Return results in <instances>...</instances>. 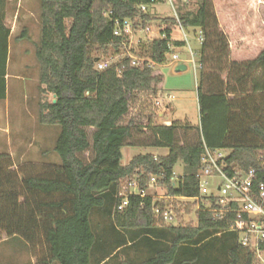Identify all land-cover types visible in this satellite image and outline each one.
Returning <instances> with one entry per match:
<instances>
[{
    "label": "trees",
    "instance_id": "obj_1",
    "mask_svg": "<svg viewBox=\"0 0 264 264\" xmlns=\"http://www.w3.org/2000/svg\"><path fill=\"white\" fill-rule=\"evenodd\" d=\"M39 2L41 38L35 51L39 83L42 92L55 95V102L39 104L38 122L59 126L54 152L60 164L43 175L24 179L27 192L34 196L33 203L26 199L19 207L15 201H9L0 209V226L6 223L7 235L31 240L36 228H41L48 263L112 264L109 260L119 248L143 244L149 252L147 258L114 264H257L252 250L242 247L238 234L230 230L227 220L230 215L212 219V212L201 204L196 210V224L182 225L175 215L178 210L173 207L177 223L166 225L160 221L162 225L157 226L153 206L162 207L164 202L151 195H130L120 212L116 206L121 202L120 182L133 176H137L140 189H146L154 177L170 196L198 197L195 173L200 166L203 143L211 149H229L227 162L234 168L264 167V126L259 120L264 110V51L246 65L244 77L238 79L243 84L246 77H251L250 94L246 90L237 93L229 85L204 90L207 27L213 14L208 0H191L189 3L197 7L194 10H184L189 3H179L177 11L184 30L198 29L202 36L197 80L199 141L179 145L176 132L194 127L187 120H172L169 125L155 123L160 114L155 104L163 81L160 70L147 63L131 66L130 56L97 70L99 59L92 54L108 47L118 50L124 42L128 43L123 36L114 35L116 19L130 20L135 28L150 24L152 18L139 5H149L151 1ZM176 26L174 17L165 18L160 28L165 37L139 42L138 51L132 53L155 65L165 63L167 45ZM9 35L0 13V100L6 96ZM172 43L176 47L184 45L179 40ZM121 65L124 68L118 72ZM253 72L257 75L252 77ZM87 128H93L91 143ZM144 130L151 131L153 136L147 146L167 148V154H138L123 164V146L129 145L126 142L135 132ZM89 149L93 156L85 162L80 154ZM8 157L0 153V161ZM178 161L185 170L174 181L171 177ZM3 198L0 190V202ZM186 204L185 210L190 213L194 204ZM94 210L113 215L109 231L118 235L113 242L98 237L91 219ZM119 228L128 230L129 238L121 237ZM97 249L100 254L95 257Z\"/></svg>",
    "mask_w": 264,
    "mask_h": 264
},
{
    "label": "rangeland",
    "instance_id": "obj_2",
    "mask_svg": "<svg viewBox=\"0 0 264 264\" xmlns=\"http://www.w3.org/2000/svg\"><path fill=\"white\" fill-rule=\"evenodd\" d=\"M208 2L213 19L209 21L207 27L209 39L205 49L207 61L204 71L206 73L204 90L224 89L225 85H229L234 87L237 93L246 90L250 94L251 77H246L242 81L243 84H240L238 79L244 77L247 71L246 65L264 51V0H208ZM183 8L194 10L197 7L192 2ZM0 13L3 16L4 25L10 30L8 41L10 91L7 101L0 100V153L9 156L0 161V190L5 198L0 202V209H3L9 201H15L17 206L26 199L29 203H33L34 196L27 192L24 179L43 175L46 170L58 166L60 159L54 152L59 126L43 125L38 122L39 104L54 99L52 94L41 90L39 65L35 57L41 38L40 2L39 0H2ZM147 13L152 18L150 24L142 31L139 28L141 25L135 30L132 29L131 37L126 40L128 43L124 42L120 49L108 47L102 51L94 50L92 54L97 56L99 61L109 64H116L127 56L137 57L132 52L138 51V43L156 39L163 20L173 16V10L165 3L148 5ZM185 35L187 43L176 51L181 59L186 60L191 58L189 49L192 50L194 67L192 63H185L187 68L177 72L173 70V66H167L169 61L166 59L165 63L156 64L153 68L162 70L169 76L166 79L168 86H174V88H168L172 99L165 101L172 100L174 106L171 120H187L199 127L197 100L201 50V43L197 39L199 30L188 28ZM175 36L182 38V33H176ZM138 59L147 60L144 56ZM255 75L257 72L251 73L252 77ZM230 97L233 96L230 95ZM157 107L161 112L164 110V105L160 102ZM261 117L259 120L264 126V110ZM162 121V119H156L155 123L161 124ZM86 130L91 143L93 128ZM152 138L151 131L135 132L126 142L129 145L122 148V163H128L138 154L152 153L155 156H161L159 153L165 152V149L147 146ZM198 141V130L176 132V143L179 145H192ZM229 152V149H224V154ZM92 156L91 149L80 154L85 162L91 160ZM184 170L185 166L178 161L173 168L174 181L182 175ZM206 181L209 193L221 197L215 189L222 179L218 176H210L206 178ZM128 183V179L122 180L119 191H131ZM145 190L155 200L163 201L171 208H176L178 212L175 215L179 218H177L178 223L182 225H195L196 210L201 204L206 203L204 198L188 200L170 196L166 187L157 183L154 187H147ZM39 199L42 198L39 197ZM186 203L194 204L190 213L185 210ZM112 218L113 215H104L99 210H94L91 217L98 237L110 242L118 236L109 231ZM154 220L155 225H162L156 218ZM4 225H6L5 222L0 226V264H59L46 262L48 253L41 228H36L33 238L29 240L21 236H8ZM117 231L121 237L129 238L128 230L119 228ZM99 254L100 251L97 249L94 256ZM148 256L149 252L143 244H133L119 248L109 262L114 264L122 260L141 261Z\"/></svg>",
    "mask_w": 264,
    "mask_h": 264
},
{
    "label": "built area",
    "instance_id": "obj_3",
    "mask_svg": "<svg viewBox=\"0 0 264 264\" xmlns=\"http://www.w3.org/2000/svg\"><path fill=\"white\" fill-rule=\"evenodd\" d=\"M153 3H165L173 10V16L177 21L175 30L182 33V38L179 41L187 43L185 30L179 21L177 4H188L191 0H150ZM149 4V5H150ZM148 5L141 4L139 9L146 12ZM140 31L144 28L139 27ZM132 29L135 30L133 22L130 20L119 21L115 20L114 35L123 36L126 40L131 37ZM165 34L159 32L157 38H164ZM198 41L202 42V36L199 32ZM171 41L168 43V52L166 58L169 62H181V59L176 51L177 48ZM185 45V44H184ZM191 58L186 59L185 63H192L194 67L193 56L194 53L189 49ZM147 63L149 67H154L155 63L148 60H139L138 57L130 56L131 66H140ZM113 64L108 62L97 61L96 69L103 70ZM124 68L121 65L117 71ZM168 98H172L170 95ZM156 106L159 101H155ZM229 154V153H228ZM228 154H224V149H211L204 143L202 145V152L200 156V166L195 173L198 183L199 195L196 198H185L188 200H197L199 198L205 199V204H202L204 209L212 212V219H225L230 215L228 224L230 230L238 234L239 244L252 250L256 257L257 264H264V167L259 169L250 168L241 170L232 167L227 162ZM210 176H218L222 182L216 185V192L221 194V197L214 196L209 193L207 188L206 178ZM174 172L171 180H174ZM156 179L151 177L146 188L154 187ZM128 188L131 191L121 192L118 195L121 197V202L116 206L117 211H122L128 204L130 195H139L141 197L149 195L145 189H140L138 185L137 176L129 180ZM201 205L198 207L200 209ZM153 217L164 224H176L177 220L172 211V208L164 203V206H153Z\"/></svg>",
    "mask_w": 264,
    "mask_h": 264
},
{
    "label": "crops",
    "instance_id": "obj_4",
    "mask_svg": "<svg viewBox=\"0 0 264 264\" xmlns=\"http://www.w3.org/2000/svg\"><path fill=\"white\" fill-rule=\"evenodd\" d=\"M176 33H179L177 30H174L173 33H172V39L173 40H180V38L176 37L175 34ZM10 38V37H9ZM9 41V39H8ZM183 46L179 47V48H183ZM169 64L167 66H173L175 70V66L177 64H185V59L181 60V62H177V63H173V62H168ZM9 61L7 59V64H6V96L5 98L3 99L4 101H7L8 100V96H9V91H10V88H9V78H10V74H9ZM163 75V81H162V85H161V89L158 91L157 93V100L162 103V105H164V110L161 112L160 111V114H159V117L157 119H162V123L161 124H164V125H169L171 123V119L173 118H170L173 111H174V106L172 104V100L171 101H168V102H165L167 99L170 100L172 98H168V96L170 95V91L168 90V88H174L173 87H169L168 86V83L166 82V79L167 76L162 70L160 71ZM174 77V76H173ZM198 119H200V117H198ZM194 129L192 130H198L196 127L195 124H192ZM160 149H165V152L163 153H159L160 155H166L167 154V148H160Z\"/></svg>",
    "mask_w": 264,
    "mask_h": 264
},
{
    "label": "water",
    "instance_id": "obj_5",
    "mask_svg": "<svg viewBox=\"0 0 264 264\" xmlns=\"http://www.w3.org/2000/svg\"><path fill=\"white\" fill-rule=\"evenodd\" d=\"M187 67H186V65L185 64H177L176 66H175V71H177V72H179V71H183V70H185ZM53 102H55V95H53Z\"/></svg>",
    "mask_w": 264,
    "mask_h": 264
}]
</instances>
